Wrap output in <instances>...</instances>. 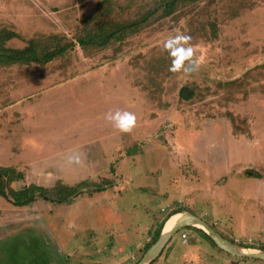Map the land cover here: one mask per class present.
I'll list each match as a JSON object with an SVG mask.
<instances>
[{"label": "rangeland", "instance_id": "obj_1", "mask_svg": "<svg viewBox=\"0 0 264 264\" xmlns=\"http://www.w3.org/2000/svg\"><path fill=\"white\" fill-rule=\"evenodd\" d=\"M100 1L0 0V29L18 35L5 45L73 41ZM177 33L191 37L188 72L169 70L163 44ZM44 74L54 75L43 83L56 85L53 91L31 79ZM183 86L194 91L189 101L178 97ZM39 88L45 94L33 98L30 112H37L38 132L50 135L47 151L29 150L21 137L33 130L0 115V156L23 159L12 165L23 176L12 187L111 186L63 205L15 207L0 197V264H136L157 226L179 208L241 246H264V229L240 216L244 206L253 218L261 194L241 173L264 174V0H203L92 55L76 45L44 66L0 68L1 109ZM117 110L135 115L130 131L105 118ZM74 155L81 163L69 162ZM206 250L226 261L214 256L207 264H264L218 252L194 229L178 232L152 264H197L191 257Z\"/></svg>", "mask_w": 264, "mask_h": 264}, {"label": "trees", "instance_id": "obj_2", "mask_svg": "<svg viewBox=\"0 0 264 264\" xmlns=\"http://www.w3.org/2000/svg\"><path fill=\"white\" fill-rule=\"evenodd\" d=\"M201 1L203 0H102L97 4L96 9L82 22L81 31L77 34L75 40L70 41L64 36H50L40 40H29L23 48L7 47L5 44L18 38V35L13 31L1 28L0 68L30 64L44 66L52 60L73 51L76 45L85 56L92 55L106 50L115 43H120L135 36L161 20L173 16L181 9ZM210 28L215 33L217 26L210 23ZM193 96L194 91L187 86L181 87L178 91V97L183 101H189ZM244 174L247 177H261L260 174L251 171H245ZM22 180L21 171L14 167L0 165V197L15 207H26L36 200L57 205L69 204L83 192L89 194L99 193L111 186L109 180H102L98 184L84 180L72 186L57 183L50 188L37 184L25 185L18 189L12 187L13 183ZM184 210L179 208L171 212L167 215L165 221L169 216ZM163 223L154 230L150 242L142 249V256L156 241ZM211 226L215 228L213 225ZM191 229L186 228L185 230L191 231ZM194 230L199 232L217 251L222 252L202 231ZM228 240L235 242L232 239ZM245 247L264 250V246L245 245ZM141 255L138 261L142 257ZM227 256L229 255L227 254ZM241 260L249 261L247 259Z\"/></svg>", "mask_w": 264, "mask_h": 264}, {"label": "crops", "instance_id": "obj_3", "mask_svg": "<svg viewBox=\"0 0 264 264\" xmlns=\"http://www.w3.org/2000/svg\"><path fill=\"white\" fill-rule=\"evenodd\" d=\"M31 79L32 80H36V81H40L42 83L43 88H48V92L53 91L52 89H54V87H56V85L53 86V84L51 82L43 85L44 81H52L54 79V75L53 74H44L43 76H41V75H39V76L33 75V76H31ZM50 83H51L52 88H49L50 87ZM40 91L43 92V93L38 92V90H37L35 92V94H37V95H33L32 93H26V92L25 93H22V95H23L22 98L16 99L12 103H8L5 107H2V109L0 108V115H4V116L10 115V117L13 118L14 120L15 119H20V122L21 123H19L18 126H16L17 128H19V129L23 128L25 133H26L27 130H33V133H27V134H24V136L21 137V139H24L25 135L27 136V137H25L26 139L22 143L25 144L26 146H28L27 148L29 150H32V151H37L39 148H40V151H43V150H46L47 151V146L50 145V144H52V142L50 141V139H48V137H46V136H50L49 134H43V133L38 132V130L39 129H42V127L41 126H37V123L38 122H36V120H35V118L37 117V112L36 113L30 112V110L33 109V104H34L32 102L33 98L35 96L40 97L41 95L45 94L44 92L46 90L40 89ZM12 129H14V127ZM12 129H11V132H12ZM2 130L3 129L0 126V132ZM15 130L19 131L18 129H15ZM5 135L7 136L6 133H5ZM101 136H103V135H101ZM61 137L65 138L67 136H61ZM61 137H58V138H61ZM68 137H71V136H68ZM71 144H73V143H71ZM54 145H58V143H55ZM37 146H40V147L37 148ZM26 159L30 160L29 158H26ZM22 160H20L19 158H12V159H10V158L6 157V155L5 156H0V165L1 166H7V167H13L12 166L13 163L15 164L16 162H20ZM246 171L255 172V171H252V170H246ZM256 173L260 174L259 172H256ZM241 175H242V178H244V179H248V180H251V181L252 180H255V183L257 185H252V189H258L259 190V193H261V194H258V196L256 197V199H254V201L256 202V207H255V210H254V214L252 215L253 218L250 215L252 213L248 214V216L244 213L245 211H247L246 210L247 208H245L244 206H243V210L241 211V215L240 216H243L244 215L245 219L243 221L246 222V223H250V221H251L250 219H252V221L254 222L252 226L255 227V230H256V227L259 226V228L257 230L258 231H261V229H264V174H260L261 175L260 178L247 177V176H245L244 172L241 173ZM230 182H232V181H230ZM234 182H235V187H237V189H241L242 192H246L245 189H247V186L244 185L245 186V189L244 188H241L242 187V179L237 180V178H236V179H234ZM227 183L224 182L223 184H227ZM223 184L220 186L221 189L222 188L225 189V186L226 185L223 186ZM238 187H240V188H238ZM225 191H228V190L226 189ZM245 194H247V193H245ZM231 196H232V194H231ZM244 198H247V197H244ZM244 198H240V200H244L245 201ZM241 204H244V203H241ZM193 214H195V213H193ZM256 214H259V215L256 216ZM248 217L250 219H248ZM241 226H243V225H241ZM223 236H225V235L223 234ZM226 238H228V237H226ZM177 239L181 242L180 237H178ZM228 239H230V238H228ZM181 244H182V242H181ZM213 253H215V252H211L209 254V251H207V250L206 251H202V254H203L202 257L199 254L194 255V256L191 257V261L193 263L195 261L197 264H202L203 261H206L205 264H207V262H209L208 261L209 259L213 260L212 257L214 258V256H215ZM186 255L189 256V253L186 254ZM208 256H209V258H206ZM215 257H219L220 258V256H218V255L215 256ZM220 259L223 262H226L224 258L221 257Z\"/></svg>", "mask_w": 264, "mask_h": 264}, {"label": "water", "instance_id": "obj_4", "mask_svg": "<svg viewBox=\"0 0 264 264\" xmlns=\"http://www.w3.org/2000/svg\"><path fill=\"white\" fill-rule=\"evenodd\" d=\"M175 218L172 226L167 230L164 225L167 220ZM163 224L156 241L147 249L136 264H150L155 261L174 236L186 229L192 228L202 231L216 246L217 249L238 259L256 260L264 262V250L241 246L224 238L210 224L192 212H179L171 215Z\"/></svg>", "mask_w": 264, "mask_h": 264}, {"label": "clouds", "instance_id": "obj_5", "mask_svg": "<svg viewBox=\"0 0 264 264\" xmlns=\"http://www.w3.org/2000/svg\"><path fill=\"white\" fill-rule=\"evenodd\" d=\"M190 39L191 37L186 34L177 33L164 41L163 48L172 58L170 71L183 70L184 72H188L190 71V67L194 66V61L192 60L193 49L191 46H186ZM105 118L112 121L114 126L121 131H130L136 121L134 114L119 110L114 113H108ZM69 162L79 164L81 163V158L79 155L70 156Z\"/></svg>", "mask_w": 264, "mask_h": 264}, {"label": "bare ground", "instance_id": "obj_6", "mask_svg": "<svg viewBox=\"0 0 264 264\" xmlns=\"http://www.w3.org/2000/svg\"><path fill=\"white\" fill-rule=\"evenodd\" d=\"M174 220H175V218H171V219L167 220L165 225H164V229L167 230L168 228H170L172 226Z\"/></svg>", "mask_w": 264, "mask_h": 264}, {"label": "built area", "instance_id": "obj_7", "mask_svg": "<svg viewBox=\"0 0 264 264\" xmlns=\"http://www.w3.org/2000/svg\"><path fill=\"white\" fill-rule=\"evenodd\" d=\"M162 210H164V209H162ZM180 239H181L182 243H184L186 241V239H187V234L186 233H182L180 235Z\"/></svg>", "mask_w": 264, "mask_h": 264}]
</instances>
